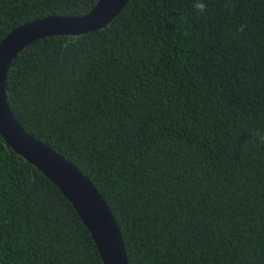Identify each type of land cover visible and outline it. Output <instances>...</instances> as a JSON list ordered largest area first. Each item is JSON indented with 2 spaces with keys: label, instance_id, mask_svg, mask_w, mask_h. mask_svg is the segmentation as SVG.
Returning a JSON list of instances; mask_svg holds the SVG:
<instances>
[{
  "label": "trees",
  "instance_id": "trees-1",
  "mask_svg": "<svg viewBox=\"0 0 264 264\" xmlns=\"http://www.w3.org/2000/svg\"><path fill=\"white\" fill-rule=\"evenodd\" d=\"M97 1L0 0V42ZM196 2L128 0L101 29L32 42L6 73L13 117L92 182L128 264H264L251 135L264 131V0ZM0 264H103L73 205L1 135Z\"/></svg>",
  "mask_w": 264,
  "mask_h": 264
},
{
  "label": "water",
  "instance_id": "water-1",
  "mask_svg": "<svg viewBox=\"0 0 264 264\" xmlns=\"http://www.w3.org/2000/svg\"><path fill=\"white\" fill-rule=\"evenodd\" d=\"M128 0H98L80 17H47L28 22L0 42V135L8 147L47 177L73 205L95 241L103 264H128L121 232L92 182L70 161L28 134L13 117L5 94L13 58L32 42L51 36H80L103 28Z\"/></svg>",
  "mask_w": 264,
  "mask_h": 264
},
{
  "label": "clouds",
  "instance_id": "clouds-1",
  "mask_svg": "<svg viewBox=\"0 0 264 264\" xmlns=\"http://www.w3.org/2000/svg\"><path fill=\"white\" fill-rule=\"evenodd\" d=\"M194 9L197 13H205L207 11V4L204 2V0H197V2L194 4ZM227 7V5H226ZM245 26L242 25L239 27L238 31L239 32H243L244 31ZM64 47H68L67 44L64 45ZM252 137L254 138V142L258 145H264V131L261 130H255L251 133ZM31 182H35V178L34 177H30L29 178Z\"/></svg>",
  "mask_w": 264,
  "mask_h": 264
}]
</instances>
